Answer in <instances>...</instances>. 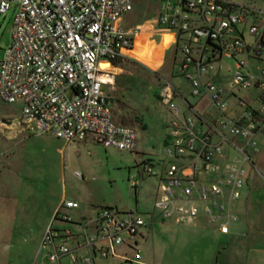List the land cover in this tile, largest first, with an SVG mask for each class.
Segmentation results:
<instances>
[{
	"label": "built area",
	"instance_id": "obj_1",
	"mask_svg": "<svg viewBox=\"0 0 264 264\" xmlns=\"http://www.w3.org/2000/svg\"><path fill=\"white\" fill-rule=\"evenodd\" d=\"M156 1L153 18L124 26L131 0H0V16L13 11L10 40L0 58V100L19 102V121L35 134L65 143L90 138L103 147L132 152L135 129L112 121L102 86L113 84L111 64L130 58L141 32L171 31L180 56L176 76L186 80L192 97L206 96L210 110L198 112L184 101L190 114L182 113L174 101L181 96L179 87L163 80L159 97L170 113L164 149L168 159L159 173L147 163L142 170L158 177L154 208L161 219L206 222L226 234L237 219L235 200L246 181L244 166H253L245 149L264 137V68L251 69L234 55L249 49L256 57L260 54L264 19L261 32L254 24L247 27L255 36L247 45L238 27L244 24L245 8L231 0ZM221 57L233 60L226 70L230 86L258 89L257 107L237 98L231 108L236 114L224 115L229 107L212 79ZM76 207V202L63 200L54 210L40 240L38 264H96L108 257L132 262L139 257L129 238L145 226L142 216L104 207L74 223L79 226L75 233L53 228L56 222L70 223L66 210Z\"/></svg>",
	"mask_w": 264,
	"mask_h": 264
},
{
	"label": "rangeland",
	"instance_id": "obj_2",
	"mask_svg": "<svg viewBox=\"0 0 264 264\" xmlns=\"http://www.w3.org/2000/svg\"><path fill=\"white\" fill-rule=\"evenodd\" d=\"M131 2L132 9L122 20L124 26L153 18L157 13L156 0ZM231 2L245 8L244 24L238 27L244 43L252 45L255 36L247 32V27L254 24L261 32L264 0ZM12 16L11 8L0 16V58L10 40ZM172 34H154L158 44H138L129 51L130 58L116 60L113 84L102 86L109 97L112 121L135 129L132 152L103 147L90 138L65 143L50 134H35L19 121V102L0 100V264L41 261L36 256L42 234L63 200L74 201L77 207L66 210L70 223L56 222L53 228L73 233L79 231L74 223L92 217L104 207L130 210L144 219L140 234L129 238L138 251L136 260L108 257L96 264H264L263 136H258L255 147L245 149L253 166H244L246 182L235 200L237 219L227 234L206 222L193 225L161 219L154 208L159 180L157 175L146 174L142 166L150 164L159 173L168 159L164 149L170 113L159 97L162 81L178 86L189 103H196L186 80L176 76L180 57L176 46L166 48ZM234 56L245 59L251 69L255 65L264 68V47L257 57L251 49ZM232 62V58L221 57V68L213 80L223 89L227 107L234 108L237 98L257 107L256 87L236 90L230 86L231 73L226 70ZM205 101L200 104L205 105ZM175 103L182 107L178 99ZM230 154L240 157L236 152Z\"/></svg>",
	"mask_w": 264,
	"mask_h": 264
},
{
	"label": "crops",
	"instance_id": "obj_3",
	"mask_svg": "<svg viewBox=\"0 0 264 264\" xmlns=\"http://www.w3.org/2000/svg\"><path fill=\"white\" fill-rule=\"evenodd\" d=\"M168 31V30H167ZM164 32V31H163ZM166 32V31H165ZM162 32H156V31H153V30H151V29H146V30H144L143 32H141L138 36H136L135 38H134V42H133V47H132V49L135 47V46H137L138 44H143V45H146V44H148V43H153V44H158V43H156L155 41H154V34H156V36H160V34H161ZM171 44H173L174 45V37H173V34H172V38H171V41L168 43V45H167V50L169 49V47L171 46ZM125 58L126 57H121V58H118V60H117V62H121V61H123V60H125ZM114 63V62H113ZM113 63L111 64V70H112V72H113ZM115 64V63H114ZM101 67H106L107 66V64H104V63H102L101 65H100ZM218 74V73H217ZM217 75H215V76H213L212 77V79L214 80V78L216 77ZM181 96L178 98V97H176L175 99H174V101L176 100V99H178L180 102H181V104H182V107L181 106H179L180 107V109H181V111H182V113H184V114H187L186 113V110H188V111H190V109L189 108H186L185 106H184V104H183V102L184 101H186L190 106H192L193 107V109L194 110H196V111H198V112H204V111H206V110H210V105L208 104V100H207V97L206 96H202V97H199V98H197V97H194V98H196V103H194V104H191V103H189L188 101H187V99H186V95L185 94H183L182 92H181V94H180ZM203 99H205L206 101V104L205 105H201L200 103V101H202ZM198 104L200 105V106H198ZM224 115L225 116H228V117H231V116H233V115H235L236 113H235V110H233V109H231V108H228V109H226L224 112ZM246 182V181H245ZM57 208V207H56ZM55 208V209H56ZM54 209V210H55ZM93 210H95V207H93ZM229 232V231H228ZM227 232V233H228ZM226 233V234H227Z\"/></svg>",
	"mask_w": 264,
	"mask_h": 264
},
{
	"label": "trees",
	"instance_id": "obj_4",
	"mask_svg": "<svg viewBox=\"0 0 264 264\" xmlns=\"http://www.w3.org/2000/svg\"><path fill=\"white\" fill-rule=\"evenodd\" d=\"M118 60V59H117ZM115 62V61H114Z\"/></svg>",
	"mask_w": 264,
	"mask_h": 264
}]
</instances>
